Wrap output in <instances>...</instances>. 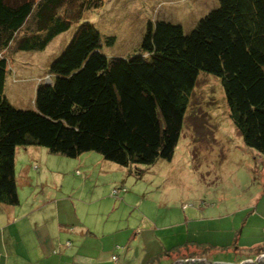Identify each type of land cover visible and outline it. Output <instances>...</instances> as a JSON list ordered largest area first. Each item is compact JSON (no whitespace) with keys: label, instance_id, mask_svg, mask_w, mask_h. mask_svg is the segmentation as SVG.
<instances>
[{"label":"rangeland","instance_id":"rangeland-1","mask_svg":"<svg viewBox=\"0 0 264 264\" xmlns=\"http://www.w3.org/2000/svg\"><path fill=\"white\" fill-rule=\"evenodd\" d=\"M101 2L45 50L10 48L2 54L10 69L4 95L11 106L34 109L38 83L50 84V64L84 22L103 38L115 37L112 46L102 41L107 58H125L138 52L147 21H168L189 33L218 5V0ZM197 79L169 161L129 170L94 152L70 159L34 147L41 152L25 159L18 148L16 174L28 168L32 179L24 184L26 179L17 178L21 207L57 209L72 229L46 264H72L76 250L92 253L95 246L113 250L118 264H174L197 255L223 264L257 259L255 248L264 247V161L232 125L219 79L202 72ZM82 227L92 235H81Z\"/></svg>","mask_w":264,"mask_h":264},{"label":"trees","instance_id":"trees-1","mask_svg":"<svg viewBox=\"0 0 264 264\" xmlns=\"http://www.w3.org/2000/svg\"><path fill=\"white\" fill-rule=\"evenodd\" d=\"M101 4L0 0V204L19 203V147L70 159L94 152L129 170L169 161L201 72L219 79L232 125L264 161V0H218L189 33L147 21L138 52L125 58H107L102 41L112 46L115 37L84 22L50 64V84L38 83L34 109L11 106L2 54L45 50Z\"/></svg>","mask_w":264,"mask_h":264},{"label":"crops","instance_id":"crops-1","mask_svg":"<svg viewBox=\"0 0 264 264\" xmlns=\"http://www.w3.org/2000/svg\"><path fill=\"white\" fill-rule=\"evenodd\" d=\"M63 34H60L56 38ZM21 149L24 152L23 157L25 159V156L37 154L38 151L41 152L38 149L34 150V147ZM18 151L20 152L17 149L16 153ZM21 171L23 174L19 173L17 175L15 170L16 184L17 178L18 180L19 178H24L26 179L24 184H30L32 179L30 174H27L28 168ZM20 207L19 203L16 206L0 204V264H46L52 255H54L57 242L59 243V240L65 238L67 236L66 233L72 232V229L64 225L68 221L60 217L57 209L49 208L48 210H42L41 207L35 204ZM69 222L71 221L69 220ZM61 231L65 234H62ZM80 234L92 235L84 227L81 228ZM66 245L70 246V242H67ZM91 249L93 250L92 253H80V250H76L72 264H111L112 256H114L112 254L113 250L110 249L108 250L109 252L103 251L101 246L91 247ZM254 252L257 258L264 256V247L258 246ZM244 260L238 263L244 262ZM201 261L212 262V259L203 256Z\"/></svg>","mask_w":264,"mask_h":264},{"label":"water","instance_id":"water-1","mask_svg":"<svg viewBox=\"0 0 264 264\" xmlns=\"http://www.w3.org/2000/svg\"><path fill=\"white\" fill-rule=\"evenodd\" d=\"M174 264H223V263H213L206 261H197V260H188V261H179ZM239 264H264V256L258 257L254 262L253 261H244Z\"/></svg>","mask_w":264,"mask_h":264},{"label":"built area","instance_id":"built-area-1","mask_svg":"<svg viewBox=\"0 0 264 264\" xmlns=\"http://www.w3.org/2000/svg\"><path fill=\"white\" fill-rule=\"evenodd\" d=\"M123 191H125V190H123ZM113 195H116V194H118V190H113ZM188 260H194V259H186V260H184V261H188ZM112 261L114 262V263H117V258H116V256H112ZM197 261H201L200 259H198Z\"/></svg>","mask_w":264,"mask_h":264},{"label":"clouds","instance_id":"clouds-1","mask_svg":"<svg viewBox=\"0 0 264 264\" xmlns=\"http://www.w3.org/2000/svg\"><path fill=\"white\" fill-rule=\"evenodd\" d=\"M41 83H43V82H41Z\"/></svg>","mask_w":264,"mask_h":264}]
</instances>
